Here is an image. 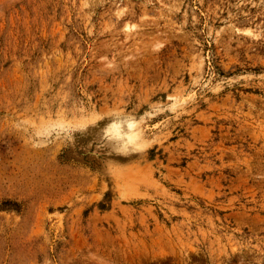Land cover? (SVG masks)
<instances>
[{
  "label": "rangeland",
  "instance_id": "374dc122",
  "mask_svg": "<svg viewBox=\"0 0 264 264\" xmlns=\"http://www.w3.org/2000/svg\"><path fill=\"white\" fill-rule=\"evenodd\" d=\"M0 264H264V0H0Z\"/></svg>",
  "mask_w": 264,
  "mask_h": 264
},
{
  "label": "clouds",
  "instance_id": "9594fccd",
  "mask_svg": "<svg viewBox=\"0 0 264 264\" xmlns=\"http://www.w3.org/2000/svg\"><path fill=\"white\" fill-rule=\"evenodd\" d=\"M121 126L127 127L123 122H121ZM110 143L113 145V151L123 155L136 154L146 150L147 147L143 130L139 126L119 138H114Z\"/></svg>",
  "mask_w": 264,
  "mask_h": 264
}]
</instances>
